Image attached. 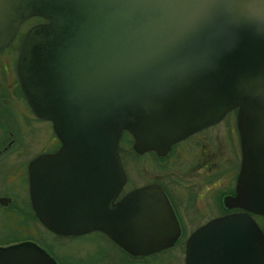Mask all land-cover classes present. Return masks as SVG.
Here are the masks:
<instances>
[{
	"label": "water",
	"instance_id": "95a60500",
	"mask_svg": "<svg viewBox=\"0 0 264 264\" xmlns=\"http://www.w3.org/2000/svg\"><path fill=\"white\" fill-rule=\"evenodd\" d=\"M31 16L44 22L22 38L17 76L60 142L28 167L42 225L61 236L100 230L131 255L169 246L178 226L158 185L112 203L124 182L121 133L135 152L164 155L234 109L241 160L223 203L241 211L193 232L184 264H264V232L249 214L264 218V0H0V49ZM68 170L86 179L87 203L51 210L42 202L63 182L48 180ZM0 264L54 262L23 243L0 246Z\"/></svg>",
	"mask_w": 264,
	"mask_h": 264
},
{
	"label": "flooded vegetation",
	"instance_id": "af4514ba",
	"mask_svg": "<svg viewBox=\"0 0 264 264\" xmlns=\"http://www.w3.org/2000/svg\"><path fill=\"white\" fill-rule=\"evenodd\" d=\"M41 22L44 19L39 16L24 19L18 24L10 42L0 49V242H10L0 246L27 243L40 249L54 264H88V258L70 260L69 257L54 254L52 243L44 237V233H47L53 238H83L109 244L106 249L100 245L89 257L90 263L93 261L94 264H184L186 243L193 232L216 217L241 211L240 208L226 207L223 203L225 196L235 194L241 160L235 110L224 115H233L234 121L223 122V117L218 122L197 129L171 143L164 155L152 150L135 152L131 135L126 131L121 133L118 154L124 182L112 203L135 188L158 185L178 226L177 236L169 246L144 255H131L100 230L57 235L42 225L32 208L28 167L38 156L55 152L60 142L51 123L32 112L16 71L22 38L32 26ZM140 159H145V170L130 173L127 164L134 166ZM44 165V162L40 165L42 170ZM60 181L63 182V189H50L47 203L42 204H47L51 210L56 204L58 207L74 208L86 205V179L73 176L68 170L64 178L52 177L48 180L50 187ZM72 214L78 216L81 212ZM249 214L260 227L257 219L262 220L263 217ZM110 243L126 253V257L120 256ZM55 255L62 263L57 262ZM221 262L213 257L209 264ZM224 264H234V260L229 258ZM238 264H241V260Z\"/></svg>",
	"mask_w": 264,
	"mask_h": 264
},
{
	"label": "rangeland",
	"instance_id": "374dc122",
	"mask_svg": "<svg viewBox=\"0 0 264 264\" xmlns=\"http://www.w3.org/2000/svg\"><path fill=\"white\" fill-rule=\"evenodd\" d=\"M222 121H234L233 115H226V117H224ZM127 166L130 173H133L135 170H138V172H143L145 170L146 162L145 159H140L138 162L135 163L134 166L131 163H128ZM257 222L260 224V226L264 227L263 220L257 219ZM44 237L52 243L53 250L55 251L54 254H57L61 257H69L70 260H73L74 258H88L89 260V257L98 249V245H101L102 247L105 245H107L108 247L109 245L106 242L102 243L91 239L71 238L68 240L63 238H53L47 233H44ZM58 256L55 255L57 262L62 263Z\"/></svg>",
	"mask_w": 264,
	"mask_h": 264
},
{
	"label": "trees",
	"instance_id": "16d2710c",
	"mask_svg": "<svg viewBox=\"0 0 264 264\" xmlns=\"http://www.w3.org/2000/svg\"><path fill=\"white\" fill-rule=\"evenodd\" d=\"M263 221H264V218H261ZM260 228L264 231V227L263 226H260ZM92 240V239H91ZM97 241V240H96ZM99 242V241H98ZM8 243H10L9 241H1L0 242V245H5V244H8ZM111 244V243H110ZM113 247H114V249L115 250H117L118 251V254H120V256H122L123 258H125L126 257V253H124L121 249H119L117 246H115V245H113V244H111ZM99 246L100 245H98V247L97 248H99ZM103 249H106L107 248V246H103L102 247ZM88 264H94V262L92 261V263H90V261L88 260Z\"/></svg>",
	"mask_w": 264,
	"mask_h": 264
}]
</instances>
